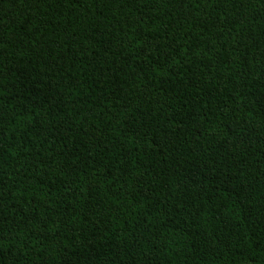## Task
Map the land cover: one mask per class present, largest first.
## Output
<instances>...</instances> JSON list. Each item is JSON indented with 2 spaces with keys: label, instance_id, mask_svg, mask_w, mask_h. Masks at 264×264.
<instances>
[{
  "label": "trees",
  "instance_id": "obj_1",
  "mask_svg": "<svg viewBox=\"0 0 264 264\" xmlns=\"http://www.w3.org/2000/svg\"><path fill=\"white\" fill-rule=\"evenodd\" d=\"M0 264H264V0H0Z\"/></svg>",
  "mask_w": 264,
  "mask_h": 264
}]
</instances>
